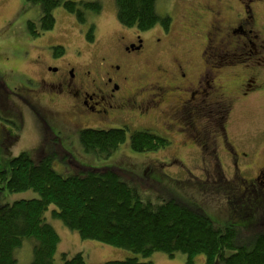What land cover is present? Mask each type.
I'll list each match as a JSON object with an SVG mask.
<instances>
[{"label":"flooded vegetation","instance_id":"obj_1","mask_svg":"<svg viewBox=\"0 0 264 264\" xmlns=\"http://www.w3.org/2000/svg\"><path fill=\"white\" fill-rule=\"evenodd\" d=\"M233 1L240 2L239 9L231 6ZM223 5L232 12L231 18ZM261 5L264 0L196 1L181 16L176 14L177 4L167 5L164 12L175 11L171 26L157 24L143 32L119 28L109 52L101 55L91 52L87 57L81 49L73 55L54 52L53 64H43L37 79L29 78L13 90L17 100L2 99L0 105L17 109L22 100L49 128L54 117L42 106V93H46L51 101L71 107L72 120L58 130L64 135L81 123L89 129L119 125L166 138L177 135L190 162L177 152L168 161L149 164L148 177L154 170L166 174L162 168L176 167L181 178L171 179L191 183L203 192L231 193L239 203L236 208L229 199L232 214L249 213L261 195L264 204V145L260 140H244L234 128V115L239 104L264 97ZM181 20L202 45L200 63L193 64L191 49L181 50L175 41L185 31ZM94 29V40L88 45L98 43ZM242 59L247 60L243 65ZM259 130L256 135L262 139L264 128ZM10 136L0 124V140L8 141Z\"/></svg>","mask_w":264,"mask_h":264},{"label":"trees","instance_id":"obj_2","mask_svg":"<svg viewBox=\"0 0 264 264\" xmlns=\"http://www.w3.org/2000/svg\"><path fill=\"white\" fill-rule=\"evenodd\" d=\"M27 1L38 3L42 10L39 24L33 21L27 24L28 32L35 39L54 29L57 24L54 11L58 6L68 10L81 23L87 22L89 11L98 15L103 9L100 1L93 0ZM156 2L115 0L119 23L141 32L157 24L171 26L172 16L160 15ZM94 27L92 24L87 33L89 41L94 40ZM53 52L56 56L66 53L63 45L54 47ZM8 131L11 135L8 140L15 141ZM128 132V126L105 130L83 128L79 137L86 150L111 155L127 140ZM131 132V145L136 152L170 145L160 133L139 129ZM9 162L10 178L7 179L6 171H0V199L5 189L10 193L34 190L39 197L23 198L11 204L0 201V264H16V251L26 239L34 240L30 264H86L82 252L73 257L63 253V262H56L61 237L47 220L46 212L51 206L54 207L52 217L60 219L83 239L122 247L135 254L103 264H153L150 258L156 252H165L171 257L181 252L187 255V264H193L194 257L200 254L205 257L206 264H264V232L255 234L249 244L237 243L235 226L221 227L200 208L175 198H150L124 178L118 167H85L74 175H62L55 170L50 157L35 160L25 151ZM232 204L238 208V200L233 199ZM247 214L243 211L239 216Z\"/></svg>","mask_w":264,"mask_h":264},{"label":"rangeland","instance_id":"obj_3","mask_svg":"<svg viewBox=\"0 0 264 264\" xmlns=\"http://www.w3.org/2000/svg\"><path fill=\"white\" fill-rule=\"evenodd\" d=\"M93 1H100L103 9L98 15L91 11H86L88 12L86 14V23H81L62 6L56 7L54 11L57 20L56 26L35 39L28 32L27 24L28 21L39 24V18L42 15L40 5L38 3H30L27 0H0V103L2 99L6 98L17 100L13 92L17 85L24 83L29 78L37 79L39 68L43 64H53L52 59L55 58L52 50L53 46L62 43L68 55H73L76 50L80 49L84 51V55L87 57L90 56L91 52L101 55L109 52L115 40L116 30L125 28L129 32L137 31V28L121 26L116 16L117 6L115 0ZM196 1L207 0H157L156 10L162 16L170 14L174 24L176 20L175 11L172 10L166 13L164 8L167 5L175 6L177 4L176 9L179 10H177L176 14L181 16V13L186 12L189 8L190 2ZM224 5H228L227 1H224ZM225 6L224 10L228 13L227 18L229 19L232 12L228 11ZM231 6L239 9L240 2L235 3L233 1ZM258 10L260 12V20L264 21V5L258 7ZM90 23H94L97 28V33L95 34L98 39L97 44H87L91 43L86 37ZM180 25L186 33L185 31L180 32L175 39L176 43L179 44L178 46L181 50L191 49L189 58L193 64L200 63L202 45L199 40H194L191 33L187 31V23L182 25L181 20ZM49 44L52 46H49ZM39 45L44 47L42 48ZM93 45H96L97 48ZM40 54L41 57H39ZM40 58L42 61L38 62ZM154 58L159 60L156 57ZM165 59L170 58L166 56ZM245 62L247 60H240L242 65ZM145 69L147 72H151L150 69ZM228 80L226 79V82ZM42 95V106L50 111L54 117L49 125L50 129L45 127L41 118L37 117L32 108L29 105L26 106L22 100L18 101L17 109L13 107L3 108L0 105V124L10 130L12 137L16 138L15 141L11 139L8 141L0 140V171H6L7 179L11 176V173H9V161L23 151L31 154L35 160H40L41 157H50L53 167L62 175H74L83 171L85 167H118L122 170L124 178L132 181L150 198L160 200L162 198H175L188 206L200 208L202 212L211 217L221 227L235 226L238 233L237 243L249 244L255 234L264 232V204L260 203L262 195L259 196V199H255L256 202L253 204L252 211H249L246 217H242L235 213L232 214L234 208H232L233 205L229 204L231 193L224 191L216 192L215 194L208 191L203 192L198 190V186L193 187L191 183L183 184L171 179L172 177L181 178L176 167L162 168L166 174L162 173L161 170H154L151 176L148 177L145 169L150 171L148 168L149 164L168 161L172 155L176 156L177 152L186 157L187 163L190 162L189 155L178 143L179 137L177 135H170L172 137L170 139L173 141H169L170 145L167 147H161L158 150L149 152H136L131 145V130L134 128H130V132L127 133V140L120 144V147L111 155L88 151L84 148L79 137L83 123L79 125V128L72 127V129H69L67 131L68 136L58 132V130L64 128L62 126L72 120L71 107L62 101H51L46 93H42ZM234 116V128L244 140L246 138H252L255 142L260 140V142H263V146L264 137L258 139L256 134L260 131L259 129L264 128V97L239 104ZM115 127L105 126L101 128ZM166 136L167 138L170 137ZM187 163L185 162V165ZM157 168L158 170L161 169L160 167ZM195 173L199 174L198 171ZM5 185L3 184V186ZM226 190L228 191L229 189ZM38 197L39 194L34 190L10 193L5 189L1 192L0 201L2 204H11V202L22 200L23 198L32 199ZM52 209H54L53 206L49 208L46 215L48 222L54 226L61 237L55 255L57 263L63 262V253L73 257L78 252H82L86 258V264H103L111 260L120 261L135 255L122 247L104 244L96 240L83 239L78 232L65 226L60 219L53 218ZM33 245V239L24 241V244L16 251V258H18L16 264L31 263L33 260ZM150 260L153 264H187V255L177 252L174 257H171L165 252H156ZM193 261V264H206L205 257L201 254L194 257Z\"/></svg>","mask_w":264,"mask_h":264}]
</instances>
